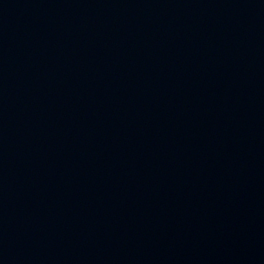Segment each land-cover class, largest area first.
Masks as SVG:
<instances>
[{
	"label": "water",
	"instance_id": "1",
	"mask_svg": "<svg viewBox=\"0 0 264 264\" xmlns=\"http://www.w3.org/2000/svg\"><path fill=\"white\" fill-rule=\"evenodd\" d=\"M0 264H264V0H0Z\"/></svg>",
	"mask_w": 264,
	"mask_h": 264
}]
</instances>
